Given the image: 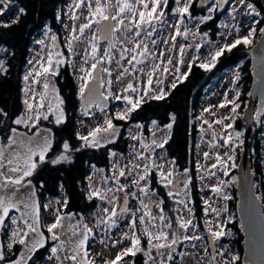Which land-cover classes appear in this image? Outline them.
I'll return each mask as SVG.
<instances>
[{"label":"snow or ice","instance_id":"obj_1","mask_svg":"<svg viewBox=\"0 0 264 264\" xmlns=\"http://www.w3.org/2000/svg\"><path fill=\"white\" fill-rule=\"evenodd\" d=\"M194 0H175V7L171 9L172 17L175 18V24L169 23V14L165 10L169 8V0H76L74 3L75 9L86 7L88 15L85 17L86 22L81 23L77 29L75 24L72 26L67 39V48L70 56L77 55L75 50V43L80 41L84 36L86 30L90 31L91 35L86 38L88 48L84 50L82 64L79 67L81 75L75 78L80 81L78 86V95L83 100L85 98L86 90H88V100L86 101L85 116L91 115L87 109L91 108L93 104L103 113L104 103L109 97L119 101L125 102V107L117 111L114 116H104L103 123L91 128L87 135H82L79 131L76 132V138L81 141L79 147L73 149L68 140H65L61 148L62 150L54 157L49 158L48 153L53 151L54 134L51 129L42 128L41 121H48L50 117L53 118L52 122L60 126L66 123V113L64 110V99L60 96L59 89L52 83V78L59 74V69L62 64L67 61L62 52L55 53V61L53 60V53L49 51L46 57H41L40 60H29L28 64L33 65L23 76L24 87L22 88L23 100L25 111L17 116L12 123L16 126H23L28 129V132H20L17 127L10 128V134L7 136L6 141L0 140V233L8 235V242L6 250L8 253H13L14 246L20 245L22 250L16 255L15 259L7 260L5 253V245L0 243V262L5 264H36L34 257L41 249H45L49 240L56 242L48 249L49 255L44 259L46 261H54L55 264H65V261H70L71 264H96V257L90 252V242L96 238V231L104 226V231L110 232L112 228L119 227V220L124 218L130 213L131 219L128 220L129 231L123 232L119 239L113 240L110 235L101 237L99 243L107 248L109 245L108 240L111 241V247L115 248L121 245L125 240L129 241L127 247H122L114 258H104L103 253H97L103 259L104 264H134V261L125 260V257H135L137 253H143L146 257L144 264H156V258L152 256L153 250L160 257L159 264H172L176 255L183 258L190 253L176 252L178 242L187 241L189 243L194 241H201L204 239L203 235L195 234L198 225L194 223L195 213L194 209L190 207L192 201L190 196L191 177L188 176V169H185L183 174L175 173V161L168 163L173 167L165 170V164H157L155 159V148L164 149L168 144L171 137L173 125L175 123V115H171L170 123H167L161 129L157 121L153 120L152 126L155 131L152 132L153 139L151 145H146L140 135H130V139L140 142V148H149L154 146L153 151L149 155H144L142 152L136 151L133 146V161L121 167L118 163L112 166L111 176H102L100 178L103 185H108L111 181V186L96 187L92 177H88L89 191L87 199L89 201L98 199L101 202H106L111 207L97 209L104 215L97 218L93 227H89L84 223V216L81 214L76 223L69 222L65 224V220L72 221L75 219V213L64 214L61 212V207L67 208L68 199L65 195L63 201L59 199L55 201L57 207H53L51 201L43 207L46 212L51 211L54 217L53 222L44 226L45 231L41 226V205L37 196V187L30 179L36 173L37 169L43 164H51L53 166L60 164H70L73 162L71 153L78 152L82 148L98 149L106 144L114 143L119 136L120 128L113 123L115 120L127 121L132 118V114L141 108L143 104L150 101H162L170 94L165 91L163 87L154 89L153 74L156 70L160 69V64H153L152 71L147 73V87L138 88L133 82L129 81L123 88V95L114 94L112 92L113 86V69L111 65L116 64L118 74L116 81L120 82L126 76H133L135 73H144L143 66L149 59L162 58L165 53L159 52L157 55L153 49L157 48L159 43L165 45L171 42L169 51L175 49V42L177 37L183 36L185 39L189 35L206 37L208 33H200L199 25L213 19V13L227 0H215V3L208 7V15L194 17L190 11L193 6ZM203 3V0H201ZM12 0H0V16L5 13L11 15L12 9L10 5ZM240 7L245 9L244 15L248 16H261V12L250 0H238V5L232 7L231 13H236ZM16 11L20 15L25 13L23 8ZM233 18H235L233 16ZM60 19V16H57ZM70 19L76 21L80 19L79 16L73 14ZM196 21V31L193 32L186 22ZM19 22V17L11 19L9 22L0 23V27H9L11 24ZM260 21H253L247 29L246 35L240 34V28L235 29L236 36L231 43H224L222 46H216L215 50L210 53V59L200 62L199 67L205 71H210L215 67L218 59L226 52L230 53L239 45L251 49L256 44L264 45V27L259 28V40H255L257 35L256 24ZM224 28L228 25L222 24ZM67 27V26H65ZM171 27L174 29V34H170L166 40H159L154 38L158 33ZM183 28V31H182ZM49 31H51L49 29ZM78 33V34H77ZM232 33L229 32L228 35ZM123 36V39L120 37ZM227 39V37H225ZM57 37L51 36L53 46H55ZM106 42V47L101 49V42ZM149 41L151 48L149 47ZM41 45L45 43L44 40L38 41ZM203 45L197 43L195 50L200 51ZM187 47L190 45H181L179 48L180 58L177 65L184 63V54ZM0 51H7L0 49ZM260 57L262 64H264V48L260 50ZM199 56H193L192 61L187 65L189 72L192 65L196 63ZM90 67H85L89 65ZM128 65L125 66V63ZM161 63L163 60L161 59ZM173 60H167L168 65H172ZM107 65V66H105ZM71 67L75 68L74 63H70ZM39 69V70H38ZM163 72H169L168 67L163 68ZM175 72L178 73L174 82L170 85L171 89L177 87V83L183 82L187 78L189 72H181L179 66H176ZM8 68L5 60L0 59V75H7ZM105 75L107 79L105 80ZM240 80V74L237 72L234 76L233 83L235 84ZM90 82L92 87L90 88ZM158 85L163 84V81H157ZM107 85V93L100 92V88ZM42 86V87H37ZM234 96L229 99L225 94L224 100L217 106L221 109H229L230 115H224L221 118L210 122L207 119L203 120L209 128L212 124L221 125L227 135H221L213 132V139L219 136L223 141L222 144L210 145L212 147H222L226 149L223 155L219 152L215 156V163L211 164V169L208 170V178L217 176V172H221L223 176L228 177L230 169H235L236 151L242 148L244 144V131L236 130L234 127L236 119L240 117L239 109L241 107L239 90H234ZM251 95V93H249ZM101 97L103 99H101ZM230 106V107H229ZM205 112L211 113V109H205ZM214 114V113H211ZM264 115V106L255 111L256 123L264 125V120L261 116ZM0 117L7 118L8 113L0 108ZM226 121H228L226 123ZM3 124V120H0ZM136 128L142 129V124H136ZM36 129V131H32ZM166 130L167 134L157 139L156 132ZM31 133V134H29ZM43 133V135H41ZM204 159L210 157L209 152H205ZM111 156H116L115 152H111ZM163 159V157H161ZM135 161H145L140 164ZM95 167V166H93ZM127 169V172H126ZM152 170H156L160 177V182L168 190L167 195L174 199V202L179 206L175 211L177 212L175 218L176 227L182 229L185 233L181 239L179 233L173 228V221L164 212L163 199L152 201L149 199L147 203L142 197L155 195L149 188V178ZM200 170L198 165L197 171ZM103 169H95V172H103ZM95 172L93 175H95ZM135 173L136 178L131 180V184H121V177ZM179 177V179H177ZM187 177V178H184ZM205 177L201 176L203 180ZM143 182V184H142ZM238 183L236 176H231L229 180H221L217 177V184L211 186V192L221 197L224 200H230L232 197L225 192V189L232 184ZM182 184V188L180 185ZM135 186L137 191L129 192L130 186ZM43 183L40 187L43 188ZM63 190V185H60ZM23 189H28L24 192ZM203 191V189H201ZM139 193V195L137 194ZM124 193L123 207L117 212V205L121 199L118 195ZM139 200L140 208L132 210L128 207V198ZM261 199V197H256ZM204 215L207 217L212 214L215 218H219L221 212H226L227 207L218 208L212 207L208 200H204ZM159 209V216H156L151 211V208ZM181 209L187 212V217L182 214ZM15 211L19 215H11V211ZM142 214L137 217V213ZM231 218H229L230 222ZM225 222V223H227ZM207 232L212 237V243L219 240L225 235L230 233L224 230L225 225L216 223L215 220H205ZM138 225L140 232L137 234ZM214 226V227H213ZM215 228V230H214ZM193 234H188L189 230ZM147 241V246L142 244V241ZM191 247L195 249V243H191ZM226 251V250H225ZM61 252L65 255L61 256ZM207 254V247L204 248ZM218 255L223 257L225 252H219ZM166 257V258H165ZM239 256L232 255L231 260H225L223 264H236ZM209 264H215V256Z\"/></svg>","mask_w":264,"mask_h":264},{"label":"trees","instance_id":"obj_2","mask_svg":"<svg viewBox=\"0 0 264 264\" xmlns=\"http://www.w3.org/2000/svg\"><path fill=\"white\" fill-rule=\"evenodd\" d=\"M17 8H23L25 13L18 14L19 22L11 24L9 27H0V49L3 51L2 59L5 60L8 68L7 75H0V108H3L8 117L0 124V140L6 141L10 134L11 127L23 128L22 125L16 126L12 121L24 112L23 92L24 86L23 76L28 65V57L30 49L36 36L45 28L50 27L55 31H60V16L59 10L67 0H12ZM257 7V10L264 16V0H250ZM194 10H197L194 4ZM207 9V8H206ZM221 16L217 13L209 20L201 25V30H207L211 35L212 40L218 38V32L221 28ZM259 27L264 26V17H262ZM1 23V22H0ZM260 36L256 35L255 40H259ZM246 49L244 45H239L232 52H226L222 55L215 67L210 71H205L199 67V64L194 63L191 71L186 79L180 82L175 89H172L170 94L162 101H150L143 104L140 109L132 114V118L124 120H113L114 124L120 127L121 132L114 143L106 144L98 149L82 148L78 152H72L73 162L70 164L51 165L43 164L36 174L40 176L45 182V192L48 195H59L63 190L68 199V206L66 212L75 213L76 215H83L93 212L96 207V200L89 201L85 193V176L88 166H95L108 170L110 167L111 152H118L126 154L128 150V141L126 137V129L133 124H142L147 133L152 121H157V124L164 126L170 123L171 115H175V123L171 132V139L164 149L171 160L175 164L179 172H184L188 169L191 177V201L195 213V220L201 230L205 231L207 226L205 224L206 217L204 215V203L201 194V187L197 171V163L192 146L193 140L197 137L200 130L197 127L196 111L202 99L204 86L209 83L217 74L227 70L230 67H238L240 74L239 91L241 92L240 103L243 112L246 100L248 99L251 85H252V69L251 60L248 56L242 55ZM57 88L60 96L64 99V110L66 113V123L60 126L52 122L50 117L48 121H41L40 126L52 130L54 134L53 151L48 153V157H54L61 150V145L65 140H68L72 148L75 149L82 143L76 138L75 128L77 122V115L80 109V97L78 95L77 82L74 74L68 64L62 65L59 74L55 78ZM237 123L239 127L243 128L244 122L240 115ZM264 128V125H262ZM35 130V129H33ZM263 129H257L256 134L251 140V155L252 166L256 173L257 189L259 193L264 191V168L262 163V153L264 147L262 146L261 135ZM128 135V134H127ZM241 149V148H240ZM240 149L237 155V164L240 158ZM236 173V172H235ZM156 170L151 171V188L158 189L164 204V212L167 216L172 217L173 224H175V205L174 199L170 198L167 193L168 190L160 183ZM63 185L61 190L60 185ZM232 197L227 200L228 209L233 211L236 208L238 195L237 186L227 191ZM226 230L232 234V238L224 237L223 240L233 242L239 253V260L236 264H242V257L244 252V239L241 235L239 220L234 213V217L230 222L226 223ZM146 245V240L142 244ZM182 251V246L179 247ZM178 253V252H177ZM179 257L176 255L175 258ZM142 254H137L136 259L138 264L140 259H143ZM135 259V262H136ZM176 262L173 261L172 264ZM144 264V263H143ZM177 264H180L178 261Z\"/></svg>","mask_w":264,"mask_h":264},{"label":"rangeland","instance_id":"obj_3","mask_svg":"<svg viewBox=\"0 0 264 264\" xmlns=\"http://www.w3.org/2000/svg\"><path fill=\"white\" fill-rule=\"evenodd\" d=\"M75 2H76V0H68L60 8V11H59V13H60V31L59 32L53 30L50 27H47L41 33H39L36 36L35 40L33 41L32 46H31V49H30V55L28 57V61L29 60H33V61L40 60L41 57H46V55L49 51H51L53 53V60L55 61V59H56L55 53L59 51V52L63 53L64 58L67 61L65 64L69 65V63H74L75 68L72 67L73 68L72 72L74 73V77L81 75V73L79 72V67L82 64V59L84 56V50L86 48H88V44L86 43V38L89 37L91 35V33L88 30L85 31L84 36L80 38V41L75 43V50H76L77 55L70 56L69 52H68V48H67V39L69 37V33L71 31V28L75 24V26L78 29V27L81 23L86 22L85 17L88 15L86 7L81 8V9H75V7H74ZM169 3H170V0H169ZM234 5H238V0H233L230 8L224 14V17L221 20V25L225 24V25H228V27L224 28L221 26V29L218 32V38L217 39L212 40L211 35L209 33H208V36L204 37V40H202L201 36H195L194 37L192 35H189L187 37V39H185L183 36H180V37H177V39H176L175 49L171 50V51H169V49L171 48V42H169V44H167V45H165L163 43H159L157 45V48L153 49V51H156L157 55L159 54V52L162 51L165 53V55L162 58L149 59V61H147L143 66H137L138 68L143 67L144 73H139V72L135 73L134 74L136 77L135 79H133V76H126L120 82H117L116 81V75L118 74L119 70L117 69L116 64L113 63L111 65V68L113 69L112 92L114 94L123 95L124 93L122 92V90L127 85V83L129 81L133 82L134 85L138 88L147 87V79H148L147 73L152 71L153 64H160L161 67H160V69L156 70L155 73L153 74V85H152V87L154 89H157L158 87H163L165 89V91L169 92L171 89L170 85L173 83L174 79H171V80H165L164 79V72H163L164 67L171 68V69H173V71H175L176 66H179L181 69V72H187L188 61L190 59H192L193 56H199L198 63L210 59V53L215 50L216 46H222L224 43H231L232 42V40L235 38V36L237 34L235 31V29L237 27L240 28V34L241 35H246L247 29L252 24V22L256 21V20L260 21L259 19L264 17L262 15V13H261V16H259L258 18L255 16L246 17L244 15L245 9L243 7H240L236 13L230 14L232 7ZM174 7H175V0H174ZM10 8L12 9L11 15H9L8 13H5L3 16H0V22L1 23L9 22L11 19H16L18 17L19 13H18V11H16L18 8L13 3V1H12V4L10 5ZM73 14L79 16L80 19H78L76 21L71 20L70 16ZM205 15H208V12ZM233 16L235 18H233ZM175 22H176L175 18H173L172 16L169 15V23L175 24ZM186 22L188 23V25L192 29V31L195 32L196 31V24H198L199 21L196 20V21L188 22L186 20ZM201 25L202 24L199 25V30L201 28ZM65 26H67V27H65ZM255 26L257 27V35H259V28L264 27V26L259 27V24H256ZM49 29L51 31H49ZM182 31H183V28H182ZM229 32H231L232 34L228 35ZM170 33L174 34V29L171 27H168V28H166V30L162 31L161 33H158L157 36L154 38H158L161 41L166 40L169 38ZM200 33H201V30H200ZM52 35H55L57 37L55 46H53V43L51 41ZM225 37H227V39H225ZM120 38L123 39V36H121ZM40 40H44L45 43L43 45H41L40 43H38V41H40ZM197 43H200L203 45L199 52H197L195 50V46ZM181 45H190L191 47H187L185 50V54L183 57L184 63L181 65H177V61L180 58L179 48ZM103 47H106V42H101V49H103ZM149 47L150 48L152 47L150 41H149ZM2 56H3V51H0V59H2ZM169 58H171L173 60L172 65L167 64V60ZM161 59L163 60V63H161ZM90 63H91V61L89 62V65H85V67H90ZM124 63H125V66L127 67L128 65L126 64V62H124ZM65 64H62V65H65ZM61 66H60V68H61ZM105 66H107V65H105ZM32 67H33V65L28 64L27 68L25 70V73L29 69H31ZM237 72H239L237 66L230 67L227 70L217 74L214 78H212V80L209 83H207L206 86H204L203 96H202V99H201V101L197 107V111H196L197 127L200 130V132L197 133V137L192 142V146H193V150H194V154H195V159H196V162H198V165L200 167V170L198 171V173H200V177L201 176L205 177L203 180L200 181L202 186H203V191H204L203 195H204L205 200H208L212 207H218V208H223L225 206L227 207V211L222 212V215H220L219 218H215L212 214H209V219H210V221L215 220L216 223H221V224H224L225 226H226L225 222L229 221V218H232L234 216V211H231L228 209V204H227L226 200H224L221 197L217 196L216 194L212 193L210 189H211V186L217 184V177H219V179H221V180H229L231 178V176H236L238 178L237 155H238V150L240 148H238L236 151L235 163L237 164V167L235 169H230V174L228 177L223 176V174L221 172H217V176H213L211 178H208V175H207L208 170L216 171L215 169H211V164L215 163L216 154L219 152L221 155H223L224 152L226 151V149H224L222 147L210 146V145H216L218 143L219 144L223 143V141L219 139V136H217L216 139H213V132L219 133L221 135H227V133L224 132V129L221 125H217V124L213 123L212 127L209 128V126L207 124L203 123V120L207 119L208 121L213 122V121L221 118L224 115H230L229 109H227V108L221 109L217 106L224 100L225 94H227L228 98L231 99L235 94L234 90H239L238 82H236L235 84L233 83L234 76ZM176 74L179 75L178 73H176ZM55 78H56V76L54 78H52V83H54L55 86L57 87ZM104 78L106 80L107 76L105 75ZM75 80L79 86L80 81L77 80L76 78H75ZM160 80L163 81V84L158 85L156 82L160 81ZM37 87H42V86H37ZM104 90L107 93V85L106 84L104 85ZM248 101H249V96H248V99L246 100V105L244 106L243 112L241 110V107L238 110L240 115L242 116V118L244 115V111L247 108ZM112 102H113V105L108 111L104 110V112L102 113L98 108H95V109H92V111H90L91 115H88V116H85L83 114L84 109L81 106L79 109L78 117H77L75 133L79 131L82 135H87L88 131L91 128H94L97 125L103 123L104 116H106V115L107 116H114V114L117 111H120L125 107V102L123 100L117 101V100L112 98ZM205 109H211V113H214V114H211L209 112H205L204 111ZM24 111H25V109H24ZM238 119H236L234 127L236 128V130L244 131V134H245L244 125H243V128L239 127V124L237 123ZM227 122L228 121H226V123ZM243 122H244V119H243ZM113 123H114V121H113ZM135 125L136 124L130 125L126 129V132L128 135L127 134H125V135L129 139V141H128L129 145H128V150H127L126 154L123 155V154H120V153L115 151L116 156L110 157V167L108 170L103 169L104 170L103 172H95V169H99V168H95L93 166H88L87 171H86V176H85V178H86L85 179V185H84L86 195L89 191L88 177H90V176L92 177V180H93L96 187L111 186V181H109L108 185H103L100 178L102 176H111L112 175V166L114 163H118L121 167H123L124 165L129 164L130 161H133V152H132L133 146H135L136 151L142 152L146 156L151 153V148H153V146L149 147V148H143L142 149V148H140V142L139 141L132 140L129 137H130V135H140V136H142V139L146 145H151V141L153 139L152 132L155 131V129L151 125L149 127V133H147L144 129V126L142 129H138L135 127ZM158 126L161 129H163V126H161L159 124H158ZM42 128H44V127H42ZM257 129H263V133L261 135V141H262V146L264 147V128H262V125H261V127L257 128ZM18 130L20 132H28V129L24 130L23 128H20ZM32 131L34 132V131H36V129L35 130L32 129ZM120 132H121V129H120ZM29 134H31V133H29ZM166 134H167L166 130L157 131L155 138L159 139ZM41 135H43V133H41ZM243 139H244V137H243ZM242 149H243V146L240 149V151H242ZM154 151H155V156L151 157V158L155 159L157 164H165V170H167L169 167H173L172 165H170L168 163L169 161H172V160L167 155L165 149L155 148ZM205 152L210 153V157L207 160L204 159L203 154ZM161 157H163V159H161ZM239 160H240V158H239ZM135 162L140 163V164L145 163V161H135ZM262 163L264 166V151L262 153ZM198 165H197V168H198ZM174 170H175V173H180V174L184 173V172H179L176 164L174 165ZM126 171H127V169H126ZM94 172H95V175H93ZM187 175L189 176V173ZM157 176L160 180L159 175H157ZM135 178H136L135 173H132L128 180L121 177V184H131V180H133ZM184 178H187V177H184ZM177 179H179V177H177ZM149 180H150L149 188L153 192H155V195L142 197L145 200V203H147L149 201V199H151L152 201H158V200L162 199V197L159 194L158 189L151 188V185H152L151 174H150ZM142 184H143V182H142ZM235 186H237V183L232 184L231 186L227 187L225 189V192H227L229 189H231L232 187H235ZM180 187L182 188V184L180 185ZM128 190L130 192L137 191V189L134 185L130 186L128 188ZM167 190H169V189H167ZM137 194L139 195L138 192H137ZM227 194L229 195V193H227ZM65 195H66V193H62V195L60 197L61 202L63 201ZM130 199H131V196H130ZM189 199L191 200V194L189 196ZM50 200L51 199H49L48 201L50 202ZM94 200H96V207H95L94 211L87 213V214H83L84 223H87L89 227H93L96 223L97 218L102 217L104 215L101 211H99L97 209V205H99L100 208H104V207L110 208L111 207L106 202H101L98 199H94ZM49 202H47V203H49ZM51 203H52V200H51ZM52 206L54 207L53 203H52ZM140 207L141 206H140L139 200L133 199V207L132 208L130 207V209L135 210V209L140 208ZM178 207L179 206L176 204L175 209H177ZM190 207H192V203L190 204ZM175 209H174V213L176 216L177 212L175 211ZM64 211H65L64 214H68V213H66L65 208H64ZM151 211L153 212L154 215L159 216V209L152 207ZM181 211H182V214L185 217H187V212H184L183 209H181ZM141 214H142V211L138 212L137 217H139V215H141ZM79 217H80V215H76L75 219H73L72 221H68L66 219L65 224L67 225L69 222L75 224L76 220H78ZM53 219H54V217L51 215V211H49L47 214L44 212L43 213V221H42L43 222V228L45 225L52 223ZM130 219H131V216L129 213L127 216H125L124 218L119 220V227L112 228L110 230V232H107V233L104 231L103 225L99 229H94L96 231V238L90 242V249L89 250H90L91 254L96 257V264H104L103 259H101V257L99 255H97V253H103L104 258L112 259L115 257L116 253L118 251H120V249L122 247H127L129 245V241L125 240L121 245H118L117 247L113 248V247H111V241L108 240L107 243L109 246L107 248H105L103 245H101L99 243V239L101 237L107 238L108 235H110L113 240L119 239L123 232L129 231L127 224H128V220H130ZM194 223H196V222L194 221ZM173 228L176 229V231L179 233V235L182 239L183 235L185 234L183 232V230L177 228L176 224H173ZM45 230H46V228H44L43 231H45ZM214 230H215V228H214ZM224 230L226 232L230 233V235H225L222 238H220L219 240H217L219 248L222 249L220 252H222V251L225 252V255L223 257H221V256L218 257L220 264H223V262L225 260L230 261L232 255L239 256V253L236 250L235 244L233 242L231 243V241L223 240L224 237L232 238L231 232L229 230H226L225 227H224ZM139 232H140V226L138 225L137 234H139ZM46 233H45V235H46ZM188 234H190V235L193 234L191 229L189 230ZM195 234L203 235L204 239L201 241L191 242V243L196 244L197 247L195 249H193L191 247V243H189L187 241L178 242V244L176 246V252H178V253L187 252L190 254L184 256L183 258H181L180 256L175 258V260H174L176 262L175 264H177L178 261L180 262V264H209V262L212 261L211 253H209V250H208L207 254H205V252H204L205 247H207V249H208V246L206 244L205 231L201 230L200 227L198 226V228L195 231ZM143 245L146 247L147 241H146V245L144 243H143ZM180 246H182V251H180V249H179ZM139 254H142L144 256L143 253H139ZM48 255H49V252H48ZM63 255H65V253L61 252V256H63ZM152 256L156 258V264H159L160 257L157 255L155 250H153ZM124 259L129 260V261H134V264H138L136 256L135 257H125ZM135 259H136V262H135ZM145 259H146V257L144 256L143 259L139 260V263L143 264ZM45 264H55V262L54 261H46ZM65 264H71V262L65 261Z\"/></svg>","mask_w":264,"mask_h":264},{"label":"water","instance_id":"obj_4","mask_svg":"<svg viewBox=\"0 0 264 264\" xmlns=\"http://www.w3.org/2000/svg\"><path fill=\"white\" fill-rule=\"evenodd\" d=\"M232 0H227V3H223L218 9L217 14L222 15L230 6ZM215 0H198L197 8L199 10L206 9L213 5ZM105 42V41H102ZM264 48V45L256 44L251 49H246L242 52V55L249 56L251 59L252 69V85L249 95V101L247 108L244 111L245 121V134H244V145L240 153V160L238 163V188L237 195L238 200L236 204L237 217L240 224L241 235L244 239V252L242 257V264H264V207L263 200L256 199L260 197L257 189L256 173L252 166L251 157V140L256 134V128H260L261 124L256 123L255 111L264 106V64H262L260 57V50ZM169 76L167 75L166 78ZM92 82H90V88ZM102 86L99 90L103 92ZM89 92L86 90L85 98L81 99V106L85 110L86 101L88 100ZM101 99H103L101 97ZM105 107L104 110H108L111 107L110 97L103 101ZM96 107L95 104L87 111ZM99 109V108H98ZM264 119V115L261 116V120ZM153 149H151V152ZM127 172V171H126ZM131 174L126 175L125 179H129ZM121 199L117 205V212L119 213L120 208L123 207V196L124 193L118 194ZM130 197L128 198V207L130 208ZM222 215V212H221ZM207 241L209 243L211 258L215 256V264H219L217 256L216 241L212 243V237L206 232Z\"/></svg>","mask_w":264,"mask_h":264},{"label":"flooded vegetation","instance_id":"obj_5","mask_svg":"<svg viewBox=\"0 0 264 264\" xmlns=\"http://www.w3.org/2000/svg\"><path fill=\"white\" fill-rule=\"evenodd\" d=\"M197 2H198V0H195L194 1V3H193V6H192V8H191V12H192V15L194 16V17H200V16H203V15H205L208 11H207V9H204V10H198V8H197V10H194L193 9V7H194V4L196 5V7H197ZM172 8H174V0H170V3H169V8L168 9H166L165 11L166 12H168V14L170 15V16H172V14H171V9ZM217 13V11H215L214 13H213V16L215 15ZM200 30H201V28H200ZM204 32H206V33H208V31L207 30H201V33H204ZM170 34H172V33H170ZM170 34H169V36H170ZM202 38V40H204V37H201ZM192 61V59H190L189 61H188V64L190 63ZM198 61L199 60H197V63H198ZM199 64V63H198ZM187 72H189V69H187ZM169 76L168 78H166V76ZM177 76V74H176V72L175 71H173V69H171V68H169V72H167V73H165L164 72V79L165 80H171V79H174L175 80V77ZM174 82V81H173ZM180 83V82H179ZM179 83H177V85L179 84ZM171 90L172 89H170V91H169V93L171 92ZM105 94H106V92H105ZM153 148H154V146H153ZM153 148H151V149H153ZM41 167V166H40ZM39 167V168H40ZM39 168L37 169V171L39 170ZM37 171H36V173H37ZM34 174L33 175V177H31L30 179L32 180V182H33V184H35L36 185V187H37V196H38V199H39V202H40V205H41V226H42V230H44V228H43V213L45 212L46 214L49 212H46L45 211V209H44V205L47 203V202H49L48 200L49 199H51L52 200V203H53V205H54V207H57V205H55V201L57 200V199H61L60 197H61V195H62V192L59 194V195H48V193H46L45 192V186H43V188H41L40 187V184L41 183H43V185L45 184V182L41 179V181H39L40 180V176L38 175V174ZM39 179V180H38ZM23 191L24 192H27L28 191V189H23ZM129 191V190H128ZM130 192V191H129ZM190 194H191V192H190ZM130 197V196H129ZM50 200V201H51ZM130 207L132 208L133 207V199L131 198L130 199ZM61 212L62 213H65V211H64V208L63 207H61ZM236 210V208L233 210V211H235ZM66 213H70V212H66ZM11 215H19L18 213H16L14 210L13 211H11L10 212V216ZM234 217V216H233ZM232 217V218H233ZM231 218V219H232ZM45 233H46V230H45ZM48 234L46 233V236H47ZM7 242H8V235L7 234H5V233H0V243H3L4 245H5V253H6V259L7 260H12V259H15L16 258V255H18L19 254V252L22 250V248H21V246L20 245H16V246H14V249H13V253H15L16 255H13V253H8L7 252V250H6V244H7ZM56 242H54V241H51V240H49L48 241V243H47V245H46V248L45 249H41V250H39L38 252H37V254H36V256L34 257V260L36 261V264H45V262H46V260L44 259L45 257H47V255H48V249L51 247V246H53V244H55ZM217 256H218V253H217ZM0 264H5V262H0ZM30 264H31V262H30Z\"/></svg>","mask_w":264,"mask_h":264},{"label":"bare ground","instance_id":"obj_6","mask_svg":"<svg viewBox=\"0 0 264 264\" xmlns=\"http://www.w3.org/2000/svg\"><path fill=\"white\" fill-rule=\"evenodd\" d=\"M212 6V5H211ZM210 7V6H209ZM208 8V7H207ZM229 9V8H228ZM228 9H227V11H228ZM199 10V9H198ZM204 10V9H203ZM226 11V12H227ZM226 12H224L222 15H220L221 16V19L224 17V14L226 13ZM219 15V14H218ZM249 57V56H248ZM250 58V57H249ZM251 60V59H250ZM244 119V118H243ZM244 128H245V121H244ZM252 157V156H251ZM263 168H264V166H263Z\"/></svg>","mask_w":264,"mask_h":264},{"label":"built area","instance_id":"obj_7","mask_svg":"<svg viewBox=\"0 0 264 264\" xmlns=\"http://www.w3.org/2000/svg\"><path fill=\"white\" fill-rule=\"evenodd\" d=\"M222 249L221 248H219V251H221Z\"/></svg>","mask_w":264,"mask_h":264}]
</instances>
